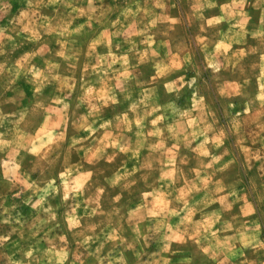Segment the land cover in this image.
<instances>
[{
	"label": "rangeland",
	"instance_id": "1",
	"mask_svg": "<svg viewBox=\"0 0 264 264\" xmlns=\"http://www.w3.org/2000/svg\"><path fill=\"white\" fill-rule=\"evenodd\" d=\"M0 264H264V0H0Z\"/></svg>",
	"mask_w": 264,
	"mask_h": 264
},
{
	"label": "crops",
	"instance_id": "2",
	"mask_svg": "<svg viewBox=\"0 0 264 264\" xmlns=\"http://www.w3.org/2000/svg\"><path fill=\"white\" fill-rule=\"evenodd\" d=\"M232 201H235L234 199Z\"/></svg>",
	"mask_w": 264,
	"mask_h": 264
}]
</instances>
